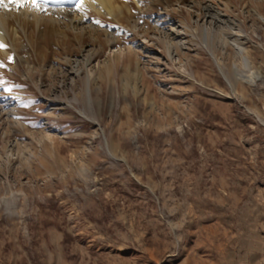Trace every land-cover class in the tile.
<instances>
[{"label":"rangeland","instance_id":"1","mask_svg":"<svg viewBox=\"0 0 264 264\" xmlns=\"http://www.w3.org/2000/svg\"><path fill=\"white\" fill-rule=\"evenodd\" d=\"M112 7L0 40V264H264V0Z\"/></svg>","mask_w":264,"mask_h":264},{"label":"bare ground","instance_id":"2","mask_svg":"<svg viewBox=\"0 0 264 264\" xmlns=\"http://www.w3.org/2000/svg\"><path fill=\"white\" fill-rule=\"evenodd\" d=\"M84 4L98 14L103 13L107 16H110L113 11L112 0H85ZM58 5L59 6L56 8L57 10H51L47 8V11L45 12L28 10H23L20 12L0 11V40H4L5 38L10 39V35L8 34L9 31L12 32L13 41L19 37L18 30L25 34L24 26L21 25L24 21H33L36 25H38L40 22L43 23V21H49L51 23L57 24L64 23L70 26L74 31H78L80 29L83 30L85 27L90 26V24L86 26L84 25L87 24V21H85L84 17L85 15L82 13V11H78L76 9L75 0H73V3H63ZM211 11L214 12L216 17H221L220 13L216 10H213V8H211ZM10 21L12 23L14 22L16 26L11 25L10 28ZM8 28H10V30H8ZM233 46L237 50L238 54L241 55L243 53L242 48H240L238 44L235 43Z\"/></svg>","mask_w":264,"mask_h":264},{"label":"snow or ice","instance_id":"3","mask_svg":"<svg viewBox=\"0 0 264 264\" xmlns=\"http://www.w3.org/2000/svg\"><path fill=\"white\" fill-rule=\"evenodd\" d=\"M73 3V0H0V11H47L49 4ZM85 0H75V6L78 11H83ZM99 23V21H97ZM4 45L0 44V48Z\"/></svg>","mask_w":264,"mask_h":264}]
</instances>
